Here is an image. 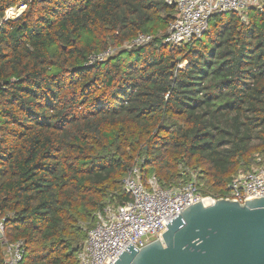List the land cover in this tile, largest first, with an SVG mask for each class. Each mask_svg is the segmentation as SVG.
<instances>
[{
	"label": "trees",
	"instance_id": "trees-1",
	"mask_svg": "<svg viewBox=\"0 0 264 264\" xmlns=\"http://www.w3.org/2000/svg\"><path fill=\"white\" fill-rule=\"evenodd\" d=\"M24 3L0 28V216L20 264H78L134 167L163 189L196 174L219 199L264 163V1L185 47L165 42L164 0H0V18ZM139 35L152 40L127 48Z\"/></svg>",
	"mask_w": 264,
	"mask_h": 264
},
{
	"label": "built area",
	"instance_id": "built-area-1",
	"mask_svg": "<svg viewBox=\"0 0 264 264\" xmlns=\"http://www.w3.org/2000/svg\"><path fill=\"white\" fill-rule=\"evenodd\" d=\"M264 0H164L177 10L170 23L165 42L174 47L192 45L209 30L212 17L234 12L244 16L249 10L262 7ZM26 4L13 6L0 18V28L9 20L20 19ZM152 37L139 35L127 48L149 43ZM109 50L92 57V62H103L113 54ZM250 169H241L228 185L225 199L244 203L251 197L264 196V163L257 156ZM198 175L181 187L163 189L156 175L145 177L140 167L132 168L123 180L124 193L130 198L123 203L109 202L96 214V221L87 232L86 241L78 254V264H115L119 255L130 244L138 249L155 240L163 241L167 223L179 216L180 211L196 202L214 204L218 199L201 193ZM220 199V198H219ZM6 220L0 216V234L5 247V264H20L23 260V243L10 244L5 239Z\"/></svg>",
	"mask_w": 264,
	"mask_h": 264
},
{
	"label": "water",
	"instance_id": "water-1",
	"mask_svg": "<svg viewBox=\"0 0 264 264\" xmlns=\"http://www.w3.org/2000/svg\"><path fill=\"white\" fill-rule=\"evenodd\" d=\"M166 225L163 241L130 244L115 264H264V196L199 201Z\"/></svg>",
	"mask_w": 264,
	"mask_h": 264
},
{
	"label": "rangeland",
	"instance_id": "rangeland-1",
	"mask_svg": "<svg viewBox=\"0 0 264 264\" xmlns=\"http://www.w3.org/2000/svg\"><path fill=\"white\" fill-rule=\"evenodd\" d=\"M185 65H187V64H184L183 67H184Z\"/></svg>",
	"mask_w": 264,
	"mask_h": 264
}]
</instances>
